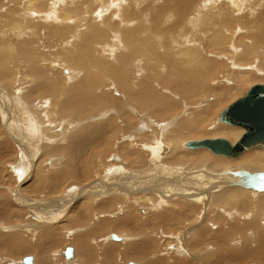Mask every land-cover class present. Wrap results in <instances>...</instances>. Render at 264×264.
Returning a JSON list of instances; mask_svg holds the SVG:
<instances>
[{"label": "bare ground", "instance_id": "1", "mask_svg": "<svg viewBox=\"0 0 264 264\" xmlns=\"http://www.w3.org/2000/svg\"><path fill=\"white\" fill-rule=\"evenodd\" d=\"M2 2H5V4L7 2V5L11 7V11L23 19L22 26L17 25L19 28H13L14 30L11 29V31L7 30L8 33L5 31L7 35L2 33L3 27L1 25L2 22H0V117L6 119L9 116H13L12 118L15 120L13 127L11 125V127H7L8 122H6L7 125L4 126L6 130L4 132L7 131L5 134L9 135V132L12 130L15 134V138L19 137L22 131H26L25 133L28 132L25 136L29 142L30 149L32 139L44 146L42 149L40 148V150H42L41 157L44 156V158H47L48 155L53 156L62 154L61 161L56 162L59 164V166H57L59 167L58 169L56 168L54 171H45L46 167L45 170H42L39 167L40 164H36V166L34 164L36 170L33 167L35 171L26 173V176L20 179V183H29L27 184L28 186L25 185L29 188L32 184H35V182L38 183L40 180H44L50 185L48 187L50 191L51 189L57 191L63 183L65 184L67 182L68 184V179H72V183L77 185V188L80 187L79 184L81 182L88 180V178H86L88 174L91 176L93 172L95 175L94 171L91 172L90 170L92 169L91 166H94V158H90L92 147L97 146L98 148L96 149H100L99 153L101 154L102 149H105L104 146L111 147L114 142L112 141L113 138L116 139L119 137L115 133L117 130L115 118L119 117L121 121L124 120V118L132 120L137 118L136 125L129 124V126H136L133 128L134 130L137 129L135 134H133V136H128L126 138L127 142L126 144H122L123 146L117 145L119 152L118 154H113L116 157L113 155V157L110 156L111 169L109 172L104 170V173H107L103 175V179L99 180L100 182L97 180L98 183H94L95 185H93V188L84 190L76 189V192H73V195L74 193L76 195V197H73L75 200L72 203L69 202L66 208L69 204L75 205L76 202L78 207L81 204L84 208L88 209L94 205L96 206V211H113V215L116 214V218H120V220L116 219V221L109 223L113 224V229L111 228V230L122 233H119V235L108 234V239H111V243L115 246L118 245L119 242L123 243L124 241H128L126 238L128 236L141 235L140 239L130 241V244L135 247L133 248L129 244L126 254L124 253L128 258L136 257L135 261L139 264H143L145 260L141 261L143 257H141L142 251H144V253L146 251L148 254L152 255V253H150V248L153 244L144 243L145 241L143 239L147 237V240H149L148 235L155 234L154 231H159L162 227H164L160 229L164 232L161 236L162 240L157 241V243L167 246L166 251L169 255L167 253L165 254V252H162V254L164 253L166 256L160 255L162 258L161 261L165 259L164 263L190 264L188 255L184 256L185 253L179 257H173L175 256L174 250L176 251V242L179 241L177 237L183 233L184 228H190L187 230L188 232L185 233L187 235L185 239L189 241L188 243L192 249L193 247L197 249L200 247V244L202 246L205 245L206 242H212L219 246L216 252L214 251L215 248H212L211 245L210 247L212 249L210 247H208V249L210 248L209 250L206 249L207 251L204 258L209 264L233 263L236 261L238 262V260L242 261L247 259H253L256 264H264V218L261 222H256V218L260 213L264 215V208L257 205L263 204L264 202V170L253 171L250 170L251 168L239 167L249 166L253 168V166L259 165L264 160V148H257V150L249 149L252 151L247 150L237 158H229L223 155H215L206 148H188L187 144L189 142L200 140L194 139L186 141L182 139L186 134L201 133L202 124H204V122L202 119V123H200L201 119L197 117V114H200L202 117L206 116L205 113L213 106L211 104L215 103L220 97V95L217 94L218 88L210 89L207 86V81L216 79L217 75L215 74L219 70V67H223L215 64V62H211L212 60L209 61L206 57L211 54L208 55L207 52L213 53V57L217 56L218 59H222V61L232 58L234 61L233 70L238 73L239 80H241L242 83L250 75L252 76L253 73H259L258 70L264 64V0H0V4ZM41 4H49L48 6L51 10V14L47 16L45 13H38ZM1 11L4 10L2 9L0 12ZM16 15L14 16L16 17ZM9 16L11 18L13 17L11 15ZM13 19L14 18L8 21ZM16 19L14 21H16ZM52 21H54V23ZM9 23L11 24V22ZM3 26L5 25L3 24ZM29 27L30 29L28 31L31 33L30 35L19 36V34V37L17 36V39L15 38L16 40H13V36V39L10 40V45H6L8 48L5 50L3 44H5L7 37L18 34V31ZM235 31H237L239 36L236 34L237 36L233 37ZM34 32L38 34L37 37L32 35ZM67 34L70 35L68 40L66 41L64 38L59 44V49L52 50L55 56L49 58L50 61L47 60L46 54L43 53H46L48 50L43 46L41 40L62 37ZM228 36L230 41L231 39L233 40V43L230 47H226V52L231 49L236 50V46L238 45L246 44L242 50H237L233 57L223 55L226 54L222 49V46L226 44V42L223 41H226ZM26 37L29 38L26 39ZM107 39L108 43L105 42ZM25 43L27 46H32L33 49L31 51L29 50L30 47L27 48V50L24 49ZM255 49L256 51L254 52ZM16 50H18L21 55L24 54V58H30V61H32L31 63H23V65L27 66V70L25 71L28 72L31 77H26L25 72L21 68L12 65V67H10L8 65L9 62L6 61L7 56L13 54L17 55ZM58 51H62L64 54L63 57L57 54ZM98 51H101V53H98ZM205 52L208 56L204 55ZM219 53L221 54L217 55ZM252 54H260L263 58L257 56V61L252 63V67H250L249 70H245L243 67L246 58L252 56ZM10 58L12 59V56ZM60 61L64 66L69 65L70 67L74 66L76 68H63V65H58ZM20 63L19 65H22ZM78 68L80 72H76ZM254 70H257V72ZM59 72H63V75L60 74V79L63 84L71 86V89L67 91L60 90L58 84L54 82ZM14 77L16 80L15 82H13ZM226 83L230 88L234 87V83L231 84L228 80ZM107 85L109 86L110 93L114 96H118L117 98L109 99L108 96L104 95L103 88ZM12 87L15 88V94H17L18 90H23L25 92V95H23L24 100H33L31 104L36 103V98L44 97L42 100H37L38 104L32 106L39 108V106H47L49 102L48 107L58 113H55V116H53L54 113L51 115L52 121L57 120V122H59L60 120L57 117L60 118L61 114H65L67 118L58 124L61 127V132L62 129L65 130V128L70 131V133H67V130L65 133L68 137L62 133V135L67 137L65 138L63 136L66 139L65 144H63L64 146L48 148L46 141L50 140L54 135L57 137L56 135L59 134L55 133L56 130L54 127L57 125L53 126L54 122H49V119L44 121L45 123L40 122L39 118H37V121L35 119H33L35 120L33 121L32 118L34 117L28 115L33 111L31 110L32 107L30 104V109L25 108L26 106L23 105L20 108L17 103L14 105L15 100L12 96L13 93L10 95L7 94L8 90ZM100 90L101 93L99 92ZM165 91H167L168 94H166ZM197 92L202 93V97H207L206 99H208L209 95L213 96L212 99L210 97L207 101L205 99L206 102H203L204 104L201 106V110L194 105L196 100L191 101L196 96ZM174 94H178L177 97L180 100L184 99L186 101L183 100L182 108H184V111L181 108L183 113L181 114L182 117L179 119L175 117L180 113H177L175 110V108H178L175 105L177 99L176 101L174 100V102L172 101L173 99H171ZM17 98L21 99V97H16L15 99L18 100ZM23 101L21 100V103ZM21 109L24 110L21 111ZM6 110L8 111L7 113ZM35 112L33 111L32 113ZM39 112L40 110L36 113L40 114ZM47 113L48 112H46L45 115ZM23 114H26L28 117L21 118L20 116ZM106 116L109 118L104 121L100 120L102 118L105 119ZM96 117H99V120H95ZM42 118L44 119V117ZM221 122L224 124L223 121L218 119L217 123L220 124ZM226 124L227 123H225L224 126L221 125L222 128L220 131L230 137L222 139H228V142L230 141L229 143L234 145L245 131L240 127L229 124H227V126ZM143 130H145L143 134L138 133V131ZM165 131H168V136L167 134H163L166 133ZM215 133L216 132L212 135H215ZM17 134L19 135L16 136ZM125 134L127 135L128 133ZM11 136L12 135H10V137ZM48 136L49 139L47 138ZM211 137H213L212 139H221L215 138L216 136ZM146 139H151V144L139 145L143 140H145L144 142L146 143ZM18 140L21 142L24 141L25 138L19 137ZM18 140L15 139V143L19 142ZM43 141H45V143H43ZM106 141L108 145H106ZM20 142L17 143L19 147ZM50 143L52 144V141ZM22 144L25 143L23 142L21 145ZM6 146L8 148V145ZM140 146L143 148L142 150L148 153L142 152ZM122 148L125 149L122 151ZM30 151L33 152V150ZM26 152L27 151L19 152L15 159V165L25 166L26 168L24 170L31 168L29 164L32 160L34 161V154L32 152ZM208 153L213 156L207 155ZM5 154L6 153L0 149V161H2L3 158L5 160ZM36 154L38 155V153ZM214 156L215 158H213ZM50 158H47L44 163L48 164V168H50V161H48ZM184 158H188L189 160L187 161L186 159L187 162H182ZM36 159L35 157V160ZM229 159H231V161L235 159L238 161L228 162ZM147 160L150 164L147 163ZM123 161H125L126 164L123 165ZM157 161L159 162V164L157 163L158 165L155 164ZM99 162L98 164L100 165L101 163ZM222 162L226 164H222ZM119 165H121V167ZM22 166L15 170L18 175H20L19 171L22 173ZM105 167L106 166H104V168ZM38 170H42V173L36 174ZM49 171H53V173H49ZM96 172L98 174V171ZM99 176L101 175L99 174ZM107 185L110 187L112 185V191H110L111 189ZM90 186H92V184ZM116 188L119 189L120 193L123 195L118 194L115 190ZM36 190L37 188H32L31 192ZM42 190L44 189H41V192ZM109 191L115 195L112 197H104L103 195H105V193L108 195ZM251 191L259 193V195L254 196L253 203H249L244 199ZM9 195L10 194H8V196ZM41 196L40 194V197ZM248 198H251V196L248 195ZM15 199L17 200V198ZM93 200H95L94 204L92 203ZM11 203L12 201L10 205ZM163 203L167 205L163 206ZM210 205L217 209L223 208L219 210H223L222 213L224 216H214L208 219L209 221L206 220L208 221L207 224L205 222V224L201 223V226H199L201 228L199 230L195 229L197 226L196 221L197 218L200 217L198 215H200L201 210L208 209ZM50 206L53 209L52 205ZM122 206L127 213H124V211V214L119 213L120 210L123 209ZM134 206H136L137 209L138 207L141 208V206L144 207L140 210V213L144 214L143 221L140 218H135L136 215L128 216V211L133 209ZM145 206H147V208H145ZM190 208L193 211L191 218L185 222V227H179V222L187 217ZM243 209L250 210V213L248 212V218L246 216L247 219L244 218ZM13 211L15 212V209ZM49 211H51L50 208L45 212L43 211V215L45 219L50 221L53 215L51 213L49 214ZM131 212L132 211L129 213ZM3 214V211L0 212V227L1 224H4L2 223L4 222ZM61 214L62 213L59 215L61 216ZM85 215L79 213L74 219H68L67 221L70 222V220H73L72 223L83 225L86 223L85 220L87 217ZM105 215L109 218L108 213H105ZM225 215L230 217L229 219L227 218L229 220V228L233 230L237 228V231L240 232L242 231L240 229L243 225L241 228L237 225H233L236 223L235 219L242 221L247 220L249 222L248 219L250 218L253 225H249L253 226L254 232H250L249 235L247 233L251 230H247L248 232L245 235L243 234L244 236H241L240 242L239 240H237V243L231 244L230 242V245H233L232 247L235 245L234 248H230L229 245L230 249L227 250L225 248L223 251L221 248L224 249L227 245H223L225 235L219 232L220 228L218 225H223L221 219L224 222L226 219L224 218ZM63 218H59L58 220L55 218L56 220H53L61 223ZM98 218V221H100V219L101 221L107 219L105 217ZM55 222L52 221L51 224L53 225ZM172 222L175 223V226L170 224ZM48 223L50 224V222ZM100 223H95V225H100ZM163 223L167 224V226H164ZM103 226L105 225L102 224L100 227L97 226V228L99 227L98 230H102L101 228ZM77 227L79 228V226ZM176 227L177 229H175ZM208 227L211 228L212 231L214 230V232H211ZM206 230L211 232L207 237L204 235ZM243 230L245 232L246 228ZM46 234L48 233L46 232ZM170 234L171 236H169ZM73 235L75 234L71 236ZM112 236L116 237V239H113ZM122 236H125V240H121ZM168 236L170 238H167ZM11 237L13 238V236H7L5 238L6 240H10ZM2 240L3 239L0 238V242ZM172 242H175V246L171 245ZM236 245L239 246L236 247ZM70 247H67L71 250L70 258L64 255L66 248H64L63 251L66 262L72 259L75 254L74 249ZM154 247L156 248L157 254L161 253L160 247L153 246V248ZM188 247L189 246H187V248ZM23 248L25 250V247ZM76 248L78 249V247ZM131 250H134L133 255L130 253ZM80 252L82 251L80 250ZM61 254L62 251L61 253L59 252V255ZM25 257L31 258L30 264L36 263L34 262L35 256ZM25 257L20 260L21 264H23V259ZM87 260L88 259H83V262H81L86 264L85 261L88 262ZM155 260L157 259L155 258ZM202 260L203 259H201L200 262H202ZM148 261L147 264H150L151 262ZM110 264H112V262Z\"/></svg>", "mask_w": 264, "mask_h": 264}, {"label": "rangeland", "instance_id": "2", "mask_svg": "<svg viewBox=\"0 0 264 264\" xmlns=\"http://www.w3.org/2000/svg\"><path fill=\"white\" fill-rule=\"evenodd\" d=\"M17 1H19V0H17ZM8 3L6 2V4H5V2H2L1 4H0V10H4V11H1L0 13V22H2L5 26H3V24L1 23V25H2V27H3V30H2V33H5V31H11V29L12 30H14L15 28H17L18 26H20L21 24H22V21H23V19L18 15H16L15 13H13L12 11H11V7H9L8 5H7ZM49 5V4H48ZM47 4L45 5V4H41V6L39 7V12L38 13H45L47 16L49 15V14H51V10H50V8H49V6H48ZM8 6V7H7ZM17 7V6H16ZM47 7V8H46ZM45 8H46V10H45ZM10 9V10H9ZM44 9V10H43ZM49 10V13H48V10ZM10 11H11V13H10ZM46 11V12H45ZM7 13V14H6ZM48 13V14H47ZM9 15H11V16H13L12 18H14L13 20H11V21H8V20H10V19H12ZM14 15H16V17L14 16ZM8 17V18H7ZM10 18V19H9ZM16 18H18V19H16ZM16 19V21H14ZM51 19H52V17H51ZM3 20V21H2ZM54 20V19H53ZM8 21V22H7ZM9 22H11V24L9 23ZM20 22V23H19ZM51 22V21H50ZM53 23H54V21H52ZM9 23V24H8ZM18 23V24H17ZM8 24V25H7ZM15 25V26H14ZM18 25V26H17ZM22 26V25H21ZM8 27H9V29H8ZM14 28V29H13ZM19 28V27H18ZM26 29H27V31L30 29V27L29 28H25V29H22L21 31H18V34H14V35H11L10 37H7V40H9V41H7V40H5L6 42H5V44H3V47L5 46V50H7V48H8V46L10 45V40L11 39H13V36H14V39L13 40H16L17 39V36L19 35V36H24V35H30L31 33H29V31L27 32L26 31ZM25 30V31H24ZM8 31H7V33H8ZM7 33H5L6 35H7ZM237 31H235L234 32V34H233V37H236L237 35L239 36V34H237ZM32 35H35L36 37L38 36V34L36 33V32H34ZM18 36V37H19ZM69 34H67V35H64V36H62V37H55V38H50V39H42L41 41L43 42V46H45V48L48 50L46 53H43V54H46V56H47V60H49L50 61V59L49 58H53L54 56H55V53L52 51L53 49L55 50V49H59V44L61 43V41L65 38V40L67 41L68 40V38H69ZM10 38V39H9ZM16 38V39H15ZM29 37H26V39H28ZM36 40V39H35ZM106 43H108V39L105 41ZM223 42H226V44L225 45H223L222 46V49L226 52L227 51V48L226 47H230L231 45H232V43H233V40L231 39V41H230V38H229V36H228V39L226 40V41H223ZM245 42H246V40H245ZM6 45H8L7 47H6ZM25 45H26V43H25ZM24 45V49H26L27 50V48H29L30 46H25ZM38 45V44H37ZM244 46H246V44H242V45H238V46H236V50H233V49H231L230 51L228 50V52H226V54H223V55H228V56H234V54H235V52L237 51V50H242V48L244 47ZM256 48H258V47H256ZM33 49V47L31 46L30 47V51ZM183 49V48H182ZM226 49V50H225ZM4 50V51H5ZM253 50V49H252ZM3 51V52H4ZM256 51V49L254 50V52ZM6 52V51H5ZM16 53H17V55H11L12 56V59L10 58L11 56H7V58H6V61L7 62H9V66L10 67H12V66H15V67H17V68H21L24 72H25V75H26V77H31L29 74H28V72H26L25 70H27V66L26 65H23V63L24 62H28V63H31L32 61H30V58H24V54L23 55H21L19 52H18V50H16ZM98 53H101V51H98ZM208 53V55H210V56H208L207 54H206V52L204 53V55L205 56H208V57H206L209 61H211V62H215V64H217V65H220L221 67H223V68H220L219 66V70L217 71V73L215 74V75H217V77H216V79H213V80H209V81H207V86L210 88V89H212V88H218V91H217V94L218 95H220V97L217 99V101L215 102V103H213V104H211V105H213V106H211L210 108V110L209 111H207V113H205V115L206 116H203V117H205V118H203L200 114H197V117L199 118V119H201V122L200 123H202V119H203V122H204V124H202V131H201V133L200 132H196V133H193V134H186L185 136H184V138H182L183 140H194V139H196V140H204V139H212L213 137H211V136H216L215 138H225V137H230L229 135H227V134H225V133H223L222 131H220L221 130V125L222 126H224L225 125V123L224 124H222V122L219 124V123H217V121H218V119H219V115L225 110V109H227L228 107H229V105L230 104H232L234 101H236L238 98H241L244 94H245V92H247L252 86H254V85H257V84H264V64L262 65V67L258 70V72L259 73H253V75L251 76H249L245 81H243V83H242V81L241 80H239V75H238V73H236V71L235 70H233V65H234V61H233V59L231 58H228V60H223L222 61V59H218V57L216 56V57H213L214 56V54L213 53H210V52H207ZM57 54H59L61 57H63V53H62V51H58L57 52ZM221 53H219V54H217V55H220ZM21 55V56H20ZM36 55V54H35ZM38 56H41V55H38ZM254 56V57H253ZM259 57L260 58V56H261V58H263L262 57V55H253L252 54V56H248V58H246V62H245V65H244V69L245 70H249V68L250 67H252V63H255V61H257L256 60V57ZM250 57V58H249ZM254 58V59H253ZM24 59H26V60H24ZM27 59H28V61H27ZM214 60V61H213ZM20 64H22V65H19V63ZM63 62H64V60H63ZM233 62V63H232ZM13 63V64H12ZM39 63V62H38ZM37 63V64H38ZM12 65V66H11ZM58 65H63L62 64V62L60 61L59 62V64ZM21 66V67H20ZM232 68H231V67ZM246 66V67H245ZM76 68V67H74V66H72V67H70L69 65L68 66H64L63 65V68ZM230 67V68H229ZM228 68H229V70H228ZM226 70V71H225ZM254 71H256L257 72V70H254ZM76 72H80V70H79V68L76 70ZM92 72V71H91ZM232 72V73H231ZM234 72V73H233ZM92 73H94V72H92ZM60 74H62L63 75V72H59V74H57L58 76H57V78H55V83H57L58 84V86H59V89L60 90H64V91H67V90H69V89H71V86H67V85H64L63 84V82L61 81V79H60V77H61V75ZM226 74V75H225ZM230 74V75H229ZM234 74V75H233ZM229 75V76H228ZM259 75V76H258ZM228 78H226V77ZM253 76H255V77H253ZM221 78V79H220ZM234 79H235V81H234ZM14 81L13 82H15L16 80H15V77H14V79H13ZM226 80V81H225ZM227 80L228 81H230L231 82V84H233V86L234 87H232V88H230L229 87V85L226 83L227 82ZM237 81V82H236ZM13 82H11V83H13ZM213 82V83H212ZM248 82V83H247ZM215 83H216V85H215ZM213 84V85H212ZM62 85H63V87H62ZM211 85V86H210ZM246 85V86H245ZM213 86V87H212ZM55 88H57L56 86H55ZM25 89V88H24ZM58 88H57V90L60 92V90H59ZM103 92H104V95H106V96H108V98L109 99H111V98H117L118 96H114L113 94H111L110 93V91H109V86L107 85V86H105L104 88H103ZM100 93H101V90L99 91ZM98 92V93H99ZM11 93H13V97H14V100H15V102H14V105H16L15 103H17L18 104V107H20L21 108V106L23 105V106H26L25 108H31L32 107V109L31 110H33L34 112L36 111L37 113H38V111L40 110V114H37L36 112L35 113H32V112H30V114H28V115H30V117H34V118H32V120L33 119H35L36 121L38 120L37 118H39V120H40V122H43V123H45L44 121H46V120H48L49 119V122L51 121L52 123V125L53 126H56V127H54L55 128V133L57 134V133H59V134H57L56 136L57 137H55V135L53 136V137H51L50 138V140H45L46 142H47V146H48V148L49 147H58V146H64L63 144H65V138H67L68 137V135L67 134H65L66 133V131H67V133H70V131H69V129H67V128H65V130H63L62 129V132H61V130H60V125H58L59 124V122H61V121H63V120H65L67 117L65 116V114H61L60 115V118L59 117H57L60 121L59 122H57V120L56 121H52V118H51V115H53V113H54V115L53 116H55V113H56V111L54 112L53 110H51L49 107H48V104H49V102H48V104H47V106H39V108L37 107H34V106H32V105H35V104H38V101L37 100H42V98H44V97H39V98H36L35 100H36V103H35V100H34V103L35 104H31V102L33 101V100H28V101H25L24 100V97H23V95H25V92L23 91V90H18V92H17V94H15V88H10L9 90H8V92H7V94H11ZM165 93L166 94H168L167 93V91H165ZM225 93V94H224ZM17 95V96H16ZM20 95H22V96H20ZM174 96V97H173ZM172 96V98L171 99H173L172 101L174 102V100L176 101V99H177V102H175V105H176V107H178V108H175V110L177 111V113H179V115L177 116H175L176 117V119L178 118H181L182 116H181V114L183 113L182 111H181V108H182V106H183V102L185 101L184 99H179L177 96H178V94L176 95V94H174ZM222 96V97H221ZM16 97H21V99H18V100H16L15 98ZM211 97V99L213 98V96H211V95H209L208 96V99ZM238 97V98H237ZM23 98V99H22ZM202 97V93H200V92H197L196 93V96L193 98V100H191V101H195V106H197L198 107V109H200L201 110V106L208 100V99H206L207 97H205V98H203ZM205 99H206V101H205ZM21 100L23 101L22 103H21ZM184 100V101H183ZM203 100V101H202ZM220 100V101H219ZM186 102V101H185ZM204 102V103H203ZM24 103V104H23ZM26 103V104H25ZM29 104H30V106H29ZM179 106H178V105ZM188 104V103H187ZM4 105V104H3ZM22 108H24V107H22ZM24 108V109H25ZM35 108H36V110H35ZM43 108V109H42ZM24 109H21V111H23ZM182 110L184 111V108H182ZM51 111H53L52 113H50ZM8 111L6 110V113H7ZM46 112H48L46 115H45V113ZM58 112V111H57ZM186 112V111H185ZM50 113V114H49ZM34 114H36L37 116H39V117H37L36 115H34ZM56 114H58V113H56ZM102 114V113H101ZM34 115V116H33ZM43 115V116H42ZM36 116V117H35ZM59 116V115H58ZM10 117V116H9ZM7 117L6 119H3L2 117H0V149H2L6 154H8V155H6L5 154V156L7 157H5V160H4V158H3V162L2 161H0V212H2L3 211V220H4V222H2V223H4V224H1V227H0V238H2L3 240L0 242V264H21V259L23 258V257H25V256H32V257H34L35 256V258H34V262H36L35 264H38V263H40L41 264V262L43 263V264H68V263H70V264H77L76 263V261H78V264H84V263H82L83 262V259H84V255H80V253H82V252H80L76 247H79L82 243L85 245V247H84V249L87 251L86 252V254H87V257H85V259H88L87 261L88 262H86L85 261V263L86 264H110L111 262H112V264H132V263H134V264H139L137 261H135L136 260V257H132V258H128V256L127 255H125L126 254V251H127V249H128V246H129V244H130V241L131 240H134V239H140V237H141V235L139 236H137V235H135V236H128V237H126L127 239H128V241H124L123 243L122 242H119V246L118 245H113L112 243H111V239L109 240L108 239V234H116V235H119V233H122V232H118V231H116V230H111V228H112V225L113 224H109L110 222H113V221H116V219L117 220H120V218H116V214H114L113 215V211H111V212H106V211H96V206H94V205H92L91 207H89L90 208V210H89V208L87 209V208H84L81 204L79 205V207L77 206V204H76V202H75V205H72V204H69V206L66 208V205L69 203V202H73L75 199H73V197H76V195H75V193H74V195H73V192H76V189L77 190H84V189H89V188H93V185H95V184H97L98 183V181L99 180H101V179H103V175H105L107 172H109V170L111 169V164H110V156H112L113 154H118V152H119V149H117V145L118 146H123L122 144H126V142H127V137L128 136H133V134H135V131H137V129H133V128H135L136 126H134V125H132V126H129V124H135L136 122H137V118L135 119V120H132V119H125L124 118V120H120V118L119 117H117V118H115V124H117V130H116V135H118L119 137L118 138H113V140L112 141H114L113 142V144L111 145V147L110 146H104L105 147V149L103 150L102 149V152H101V154L99 153L100 152V149H96V148H98L97 146H94V147H92V149H91V151H90V158L91 159H93L94 158V166H91L92 167V169H90L91 170V172L92 171H94V173H95V175L93 174V172L91 173L92 175L90 176L89 174L86 176V178H88V180H86L85 182H81L79 185H80V187H78L77 188V185H75V184H73L72 182H73V180L72 179H68V184H67V182L64 184H62L58 189H57V191L56 190H52L51 189V191L49 190V186L50 185H48V183H46L44 180H40L38 183H36L35 182V184H32V186L31 187H27L28 185L27 184H29V183H23V184H21L20 183V179H22V177H25L26 176V173H29V172H34L35 170H36V168H35V166H36V164H40L39 165V167H40V169H44L45 170V167H46V170L45 171H47V170H53L54 171V169H58L59 167H57V166H59V164H57L56 162L57 161H61V158H62V154H59V155H48L47 156V158H50V159H48V161H50L49 162V167L50 168H48V164H44L45 162H46V160H47V158L45 157L44 158V156L43 157H41V155H42V150H40V148L42 149L44 146L43 145H41L40 143H38L36 140H33L32 139V144H31V149H30V146H29V142H28V140H27V137L25 136L26 134H28V132L27 133H25L26 131H22V132H20V135L19 134H17L16 136H18L19 135V137H24L25 138V140L24 141H21L20 142V140H18L19 139V137H16L15 138V134H14V132L11 130L9 133V135H6L5 133L7 132H4L6 129H4V126H6L7 125V123L6 122H8V125H7V127L9 126V127H13L14 126V123H15V120L12 118V117ZM21 118H23V117H28L26 114H23V115H21L20 116ZM42 117H44V119L42 118ZM12 118V119H11ZM109 117H105V119L104 118H102V119H100L101 121H104V120H106V119H108ZM10 119V120H9ZM62 119V120H61ZM3 120V121H2ZM6 120V121H5ZM35 120H33V121H35ZM95 120H99V117H96L95 118ZM183 120H185V119H183ZM182 120V121H183ZM14 121V122H13ZM5 124H4V123ZM57 122V123H56ZM89 122V121H88ZM11 123V124H10ZM185 124H186V122H185ZM215 124V125H214ZM11 125V126H10ZM136 125V124H135ZM220 125V126H219ZM227 125V124H226ZM64 126H65V124H64ZM215 126V127H214ZM228 126V125H227ZM211 127H213V128H211ZM226 127V126H225ZM231 127H233V126H231ZM6 128V127H5ZM237 128V127H236ZM218 129H219V131H218ZM58 130V131H57ZM53 131V130H52ZM127 131H129V132H127ZM144 131L145 130H143V131H138V133H140V134H143L144 133ZM216 132L215 133V135H212V134H214V132ZM12 132V133H11ZM134 132V133H133ZM166 133H163V134H167L168 133V131H165ZM219 132H221V133H219ZM54 133V134H55ZM62 133L63 134H65L67 137H65L64 135H62ZM125 133H128L127 135L125 134ZM130 133V134H129ZM132 133V134H131ZM242 133H243V131H242ZM5 134V135H4ZM10 135H12L13 136V139L15 140H18L19 142H20V147L17 145V143H19V142H16L15 143V141L12 139V136L10 137ZM23 135V136H22ZM114 135V134H113ZM112 135V136H113ZM123 135H125V136H123ZM226 135V136H225ZM10 138H9V137ZM29 136V135H28ZM34 136V135H33ZM65 138H64V137ZM122 136V137H121ZM163 136H165V135H163ZM167 136H168V134H167ZM218 136V137H217ZM195 137V138H194ZM8 138V139H7ZM48 139H49V136L47 137ZM126 141H125V140ZM13 140V141H12ZM62 140V141H61ZM227 141H228V139H226ZM45 141H43V143H45ZM52 141V144L50 143ZM108 141V140H107ZM107 141H106V145H108V143H107ZM145 140H143L142 141V143L141 144H139V145H146V144H151L150 143V141H151V139H146V143L144 142ZM186 141H184V142H186ZM25 143V144H22L21 145V143ZM230 142V141H229ZM58 143V144H57ZM6 145H8V148H7V146ZM17 145V146H16ZM23 145H26V146H23ZM40 146H42V147H40ZM112 146H114V147H112ZM140 146V147H141ZM23 147V148H22ZM27 147V148H26ZM107 147V148H106ZM139 147V148H140ZM13 150H12V149ZM21 148V149H20ZM35 148V149H34ZM20 149V150H19ZM96 149V150H95ZM125 148H122V151L124 150ZM143 148L141 147V150H142ZM22 150V151H21ZM30 150H33V152L32 151H30ZM35 150V151H34ZM98 150V151H97ZM183 150V149H182ZM253 150H257V149H253ZM17 151V152H16ZM25 152V151H27L26 153H29V152H32L33 154H34V156H33V158H34V161L32 160V162L29 164L30 165V167L31 168H29V169H26V170H24L26 167L25 166H22V165H20V166H22V173L19 171V173H20V175H18V173H16L17 171H15V170H17V169H19L20 168V166H17V164L15 165V162H16V158H17V156H18V153L19 152ZM37 151V152H36ZM95 151H96V153H95ZM249 151H252V150H249ZM9 152V153H8ZM40 152V153H39ZM142 152H145V153H148V152H146L145 150H142ZM15 153V154H14ZM17 153V154H16ZM36 153H38V155H39V157H38V155L36 154ZM37 156H36V155ZM94 155H95V157H94ZM207 155H210L211 157L213 156L212 154H210V153H208ZM113 156H115V155H113ZM112 156V157H113ZM10 157V158H9ZM35 157L37 158L36 160H35ZM93 157V158H92ZM98 157H100V158H98ZM116 157V156H115ZM118 157V156H117ZM219 157H221V158H225V157H223V156H219ZM1 158V157H0ZM14 158V159H13ZM150 158V157H149ZM213 158H215V156L213 157ZM9 161H8V160ZM53 161H52V160ZM59 159V160H58ZM102 159V160H101ZM186 159H187V161L189 160L188 158H184V159H182V162H187L186 161ZM227 159V158H226ZM239 159V158H238ZM15 160V161H14ZM40 160V161H39ZM42 160V161H41ZM109 160V161H108ZM13 161H14V163H13ZM51 161H52V163H51ZM100 161V162H99ZM102 161V162H101ZM228 161V160H227ZM235 161H238V160H232L231 161V159H229V161L228 162H235ZM264 161V160H263ZM261 162L259 165H256V166H253V168L252 167H249V166H239V167H244V168H248V169H250V170H253V171H255V170H257V171H262V170H264V162ZM98 162L99 163H101L100 165L98 164ZM109 162V163H108ZM11 163V164H10ZM55 163V164H54ZM147 163L148 164H150L149 163V161L147 160ZM159 164V162L157 161L155 164L156 165H158ZM34 164H35V166H34ZM97 164H98V166H97ZM102 164H103V166H102ZM122 164L124 165V164H126V162L125 161H123L122 162ZM222 164H226V163H224V162H222ZM13 165V166H12ZM108 165H109V168H108ZM3 166V167H2ZM8 166V167H7ZM44 166V167H43ZM104 166H106L105 168H104ZM120 167H121V165H119ZM14 169H13V168ZM35 168V170H34V168ZM11 168H12V170H11ZM97 168H98V170H97ZM99 168H100V170H99ZM255 168V169H254ZM101 169H103V170H101ZM42 170H38L37 171V173L36 174H38V173H42ZM107 171L106 173H104L105 171ZM53 171H49V173H53ZM96 171H98V174H97V172ZM56 172V171H55ZM54 172V173H55ZM169 173H172L171 171H168ZM23 173H24V175H23ZM86 173H89V172H86ZM16 174V175H15ZM99 174L101 175V176H99ZM97 175V176H96ZM98 177V178H97ZM19 178V179H18ZM6 180V181H5ZM98 180V181H97ZM22 181H24V180H22ZM97 181V182H96ZM90 182V183H89ZM91 182H93V183H91ZM100 182V181H99ZM43 183V184H42ZM95 183V184H94ZM45 184H46V186H45ZM92 184V186H90ZM25 185H27V186H25ZM64 185V186H63ZM67 185V186H66ZM69 185V186H68ZM3 186V187H2ZM21 186V187H20ZM42 186V187H41ZM86 186V187H85ZM107 186H109V185H107ZM2 187V188H1ZM40 187V188H39ZM83 187H85V188H83ZM110 187V186H109ZM111 187H112V185H111ZM110 187V191H112V188ZM19 188V189H18ZM32 188H37V190L36 191H32L31 192V190H32ZM41 189H44V190H42V192H41ZM20 190V191H19ZM117 192H118V194H120V195H123L122 193H120V191H119V189H115ZM17 193H16V192ZM66 191H67V193H66ZM109 191V192H110ZM18 192H19V194H18ZM50 192V193H49ZM108 192V195H107V193H105V195H103L104 197H109V196H114L115 194H113V193H109ZM123 192V191H122ZM38 193V194H37ZM8 194H10L9 196H11V197H9L8 196ZM17 194V195H16ZM21 194V195H20ZM40 194L43 196H41L40 197ZM69 194V195H68ZM73 196H72V195ZM117 194V195H118ZM21 197H20V196ZM248 195L249 196H251V198H248ZM257 196V195H259V193L258 192H256L255 193V191H251L250 192V194H247L246 195V197L244 198L245 200H247L249 203H253L254 202V196ZM32 196V197H31ZM34 196V197H33ZM39 196V197H38ZM60 196V197H59ZM24 197V198H23ZM47 197V198H46ZM253 197V198H252ZM10 198V199H9ZM14 198V199H13ZM15 198H17V200L19 201H17ZM68 198H70V199H68ZM26 199H30V200H26ZM48 199V200H47ZM67 199V200H66ZM39 200V201H38ZM41 200V201H40ZM12 201V203H11V205H10V202ZM49 201V202H48ZM64 201V202H63ZM264 201V200H263ZM53 204H52V203ZM58 202H60V203H58ZM15 203V204H14ZM33 203V204H32ZM35 203V204H34ZM52 205V207H53V209L51 208V206L49 205ZM64 203H65V205H64ZM93 204L95 203V200H93V202H92ZM23 204H25V205H23ZM42 204V205H41ZM43 204H44V206H43ZM59 204V205H58ZM41 205V206H40ZM58 205V206H57ZM71 205V206H70ZM163 206L165 205H167L166 203H163L162 204ZM161 205V206H162ZM198 205H200V204H198ZM252 205V204H251ZM259 207H263L264 208V202H263V204L261 203V204H257ZM256 205V206H257ZM36 206V207H35ZM50 206V207H49ZM55 206V207H54ZM60 206V207H59ZM162 206V207H163ZM211 206V207H210ZM209 206V208L208 209H206V210H201V213H200V215H198V216H200V217H198L197 218V221H196V228L195 229H197V230H199L201 227H199V226H201V223H206L207 224V222L209 221L208 219H211L212 217H219V216H224L223 215V213H222V211L223 210H219V209H223V208H215L214 206L212 207V205H210ZM253 206V205H252ZM69 207H71V208H69ZM78 207V208H77ZM95 207V208H94ZM123 207V206H122ZM161 207V208H162ZM49 208H50V210L51 211H49V214L51 213L52 215H53V217H51L52 219H50V221L49 220H47V219H45V216L43 215V211L45 212V211H47V210H49ZM55 208V209H54ZM63 208V209H62ZM69 208V209H68ZM141 208H144V207H142L141 206ZM141 208H139L138 207V209H137V207L136 206H134L133 207V209H131L130 211H132L131 213H129L130 211H128V216H135V218H140V219H142V221L144 220V214L143 213H140V210H141ZM145 208H147V206H145ZM15 209V212L13 211ZM16 209H18V210H16ZM67 209V210H66ZM71 209V210H70ZM85 211H84V210ZM212 211H211V210ZM76 210V211H75ZM146 210H148V209H146ZM218 210V211H217ZM31 211V212H30ZM70 211V212H69ZM76 213H75V212ZM115 211V210H114ZM123 211H124V213H127L125 210H124V207H123V209H121L120 210V212L119 213H121V214H124L123 213ZM207 211H209V212H207ZM243 211V215H244V218L245 219H247L248 218V216H249V213H250V210H242ZM259 211H260V209H259ZM10 212V213H9ZM67 212V213H66ZM192 209L190 208L189 209V211H188V215H187V217H185V218H183L180 222H179V227H185V222L187 221V220H189L190 218H191V216H192ZM204 212V213H203ZM249 212V213H248ZM261 212V211H260ZM16 213V214H15ZM60 213H62L61 214V216L59 215ZM79 213H83L87 218H86V220H85V224H83V225H76V224H74V223H72V221L73 220H70V222L69 221H67L68 219H74V217H76ZM96 213H98V214H96ZM105 213L107 214L108 213V215H109V218H107V215H105ZM213 213V214H212ZM35 214V215H34ZM56 214H58V215H56ZM67 214V215H66ZM76 214V215H75ZM130 214V215H129ZM41 215V216H40ZM70 215V216H69ZM73 215V216H72ZM101 215V216H100ZM16 216V217H15ZM40 216V217H39ZM60 216V217H59ZM63 216H64V218H63ZM69 216V217H68ZM211 216V217H210ZM246 216H247V218H246ZM2 217V216H1ZM44 218V219H42V218ZM70 217H72V218H70ZM98 217H105V218H107V219H104V221L102 222L101 221V219H100V221H98L99 220V218ZM111 217V218H110ZM58 220L59 218H63L62 220L64 221H62L61 223L60 222H55V220L56 219ZM224 218H226L225 220H224V222H223V220L221 219V223L223 224L222 226L221 225H218V227L220 228V230H219V232H222V235H225V239H224V246H225V244L228 246H226V247H224V246H222V247H224V249L223 248H221L223 251L225 250V248L228 250V249H230L232 246L230 245V242H231V244L232 243H237L238 241L237 240H239V242H240V238H241V236H244L248 231L247 230H251V231H249L247 234H249L250 235V232H252L253 231V224H252V222L250 221V218L248 219L249 220V222L247 221V220H239V219H235V224H233V225H237V226H239L240 228H241V226H242V228L240 229V230H242L241 232L240 231H237V228H235V230H233V229H230L229 228V226H228V222H229V216H226L225 215V217ZM228 218V219H227ZM264 218V215H263V213H260L258 216H257V218H256V222L257 223H259V222H261V220ZM53 219H55V220H53ZM112 219V220H111ZM46 220V221H45ZM206 220H208V221H206ZM40 221V222H39ZM46 223H45V222ZM50 222V224L48 223V222ZM55 222L53 225L51 224V222ZM106 221H108V222H106ZM226 221V222H225ZM247 221V222H246ZM100 222H102V223H100ZM45 224V225H42V224ZM95 223H100V225H102V224H104L105 226H103L101 229L102 230H98L99 229V227H100V225H95ZM106 223V224H105ZM204 223V224H205ZM241 223V224H240ZM243 223H245V224H243ZM247 223V224H246ZM57 224V225H56ZM87 224V225H86ZM170 224H173L174 226H175V223H170ZM249 224H252V225H249ZM49 225V226H48ZM163 225L164 226H167V224H165V223H163ZM247 225V226H246ZM77 226H79V228L77 227ZM97 226H99L98 228H97ZM177 226V225H176ZM244 226H245V228H246V231L244 232V230L243 229H245L244 228ZM22 227V228H21ZM24 227H26V228H24ZM44 227V228H43ZM87 227V228H86ZM195 227V226H194ZM197 227H199V228H197ZM224 227H226V228H224ZM11 228V229H10ZM96 228H97V230H96ZM162 228H164V227H162ZM162 228H160V229H162ZM209 228V227H208ZM255 228V227H254ZM6 229V230H5ZM9 229V230H8ZM113 229V228H112ZM159 229V231L158 230H156V231H154V233L155 234H151V235H148V238H149V240H147V237H145V239H143L145 242L144 243H152L153 245L151 246V248H150V253H152V255L151 254H148V252H146L145 251V253H144V251H142V253H141V261H143L144 259V261H143V264L144 263H146L147 264V261L149 260L151 263L150 264H157V262H158V264H167V262H165L164 263V261H165V259H164V261H161L162 260V258H161V256L160 255H163V256H166L165 254L167 253V251H166V248H167V246L165 245V244H162V245H159L158 243H157V241H161L162 240V238H161V236H162V234L164 233L162 230H160ZM175 229H177V227L175 228ZM190 229V228H189ZM188 228H184L183 229V233H181V235L179 236V237H177V239L179 240L178 242L180 243H178V242H176V251L174 250V252H175V256H173V257H179V256H181V255H184V253H185V255L184 256H187L188 255V259H189V262H190V264H209V262H207V260L204 258V255L206 254V251L207 250H209L211 247L212 248H215V252L219 249V246H217L216 244H214V243H212V242H206L205 243V245H202L201 246V244H200V247L199 248H194L193 247V249H192V247L190 246V244L188 243L189 241L187 240V239H185L186 237H187V235L185 234V233H187L188 231L187 230H189ZM16 230V231H15ZM30 230V231H29ZM79 230V231H78ZM107 230V231H106ZM122 230V229H121ZM209 230L211 231V232H214V230L212 231V229L211 228H209ZM208 230V231H209ZM26 231V232H25ZM207 230H206V232H205V234L204 235H206L205 237H207V235L208 234H210L211 232H208ZM25 232V233H24ZM42 232H43V234H42ZM46 232L48 233V234H46ZM74 232V233H73ZM79 232V233H78ZM110 232H112V233H110ZM192 232V231H191ZM254 232V231H253ZM50 233V234H49ZM55 233V234H54ZM69 233V234H68ZM77 233V234H76ZM161 233V234H160ZM170 233H172V232H170ZM24 234V235H23ZM72 234H75V235H73V236H71ZM123 234H124V232H123ZM188 234H190V233H188ZM200 234H201V232H200ZM228 234V235H227ZM244 234V235H243ZM252 234V233H251ZM50 235V236H49ZM52 235V236H51ZM79 235V236H78ZM157 235V236H156ZM7 236H13V238L11 237V239L10 240H6V238L5 237H7ZM39 236V237H38ZM57 236H58V238H57ZM169 236H171V234L169 235ZM167 237V238H170V237ZM237 236H239V237H236ZM46 237V238H45ZM49 237V238H48ZM51 237V238H50ZM56 237V238H55ZM75 237V238H74ZM88 237V238H87ZM139 237V238H138ZM160 239H159V238ZM226 237H227V239H226ZM230 237V238H229ZM18 238V239H17ZM68 238V239H67ZM165 238H166V235H165ZM239 238V239H238ZM39 239V240H38ZM49 239V240H48ZM81 239V243L79 244V241L78 240H80ZM154 239H155V241H154ZM28 240V241H27ZM55 240H56V242H55ZM93 240V241H92ZM121 240H125V236H122V239ZM147 240V241H146ZM54 241V242H53ZM96 241H97V243H96ZM43 242V243H42ZM73 242V243H72ZM78 242V243H77ZM163 242V241H162ZM42 243V244H41ZM46 243V244H45ZM173 243H174V245H173ZM51 244V245H50ZM126 244V245H125ZM186 244V245H185ZM21 245H22V247H21ZM124 245V246H123ZM159 245V246H158ZM171 245L172 246H175V242H172L171 243ZM180 245H182V246H180ZM210 245H211V247H210ZM214 245V246H213ZM229 245H230V248H229ZM65 246V247H64ZM72 247L73 249H74V251H75V254H74V256H73V258L72 259H70V260H68L67 262L65 261V259H64V256H63V253L61 254V255H59V252L61 253V251L63 252L64 251V248H67V247ZM76 246V247H75ZM90 246H91V248H90ZM94 246V247H93ZM113 246V247H112ZM130 246L131 247H135L134 245L132 246V244H130ZM153 246H157V247H160V251H161V253H159V254H157V251H156V248L154 247L153 248ZM166 246V247H165ZM187 246H189L188 248H187ZM239 245H236V247H238ZM23 247H25V250H24V248ZM70 247V248H71ZM93 247V248H92ZM163 247V248H162ZM182 247V248H181ZM191 247V248H190ZM208 247H210L209 249H208ZM218 247V248H217ZM234 247H235V245H234ZM234 247H232V248H234ZM43 248V249H42ZM153 248V249H152ZM162 248V249H161ZM178 248V249H177ZM185 248V249H184ZM211 248V249H212ZM217 248V249H216ZM39 249V250H38ZM96 251H95V250ZM152 249V250H151ZM163 249H164V251H163ZM207 249V250H206ZM23 250V251H22ZM93 250V251H92ZM188 250H191V251H188ZM26 251V252H25ZM43 251V252H42ZM44 251H46V252H44ZM154 251V252H153ZM21 252V253H20ZM40 252V253H39ZM162 252H165V254L163 253L162 254ZM50 253V254H49ZM58 253V254H57ZM103 253V254H102ZM121 253V254H120ZM125 253V254H124ZM130 253H131V255H133L134 254V250H131L130 251ZM144 254V255H143ZM155 254V255H154ZM157 254V255H156ZM168 254V253H167ZM34 255V256H33ZM58 255H59V257H58ZM149 255H150V257H149ZM169 255V254H168ZM38 256V257H37ZM40 256V257H39ZM103 256V257H102ZM153 256H154V258H153ZM155 256H157V257H155ZM198 256V257H197ZM51 257V258H50ZM149 257V258H148ZM58 258V259H57ZM117 258V259H116ZM155 258L158 260H155ZM111 259V260H110ZM148 259V260H147ZM201 259H203L202 260V262H200L201 261ZM36 260V261H35ZM50 260V261H49ZM51 260H52V262H51ZM151 260H153V261H151ZM199 260V261H198ZM80 261V262H79ZM82 261V262H81ZM146 261V262H145ZM148 261V262H149ZM204 261V262H203ZM236 261V260H235ZM46 262V263H45ZM59 262V263H58ZM228 264L230 263V262H227ZM227 263H224V264H227ZM230 264H256L255 263V261H253V259H247V260H238V262L236 261V262H233V263H230Z\"/></svg>", "mask_w": 264, "mask_h": 264}, {"label": "water", "instance_id": "3", "mask_svg": "<svg viewBox=\"0 0 264 264\" xmlns=\"http://www.w3.org/2000/svg\"><path fill=\"white\" fill-rule=\"evenodd\" d=\"M219 120L244 129L245 132L234 145L224 139H205L189 142L187 147L206 148L215 155L229 158H237L249 149L264 148V85L252 86L220 114ZM64 255L70 258L71 250L66 248ZM30 263V257L23 259V264Z\"/></svg>", "mask_w": 264, "mask_h": 264}, {"label": "crops", "instance_id": "4", "mask_svg": "<svg viewBox=\"0 0 264 264\" xmlns=\"http://www.w3.org/2000/svg\"><path fill=\"white\" fill-rule=\"evenodd\" d=\"M79 241V244L82 242L81 241V239L80 240H78ZM78 243V242H77ZM85 246H84V244L82 243L79 247H78V250L80 249L81 251H82V253H81V255H84V259H85V257H87V254H86V250L85 249H83ZM72 248V247H71ZM79 250V251H80ZM85 251V252H84ZM63 253V252H62ZM86 254V255H85ZM40 257V256H39ZM76 263L78 264V261H76ZM38 264H40V263H38ZM41 264H43L42 262H41Z\"/></svg>", "mask_w": 264, "mask_h": 264}]
</instances>
